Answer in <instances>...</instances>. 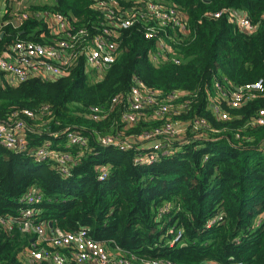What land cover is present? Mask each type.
Instances as JSON below:
<instances>
[{
	"label": "trees",
	"instance_id": "16d2710c",
	"mask_svg": "<svg viewBox=\"0 0 264 264\" xmlns=\"http://www.w3.org/2000/svg\"><path fill=\"white\" fill-rule=\"evenodd\" d=\"M117 1L133 5V0ZM155 1L175 6L186 18L187 33L177 31L171 43L178 62L156 64L151 58L156 41L145 38V24L136 22L118 29L117 56L107 68L86 70L79 59L65 76L22 82H11L0 71V122L18 119L26 125L23 149L0 142V216L19 215L20 200L35 189L41 195L38 221L62 231L84 228L96 241L138 258L200 264L233 257L264 264V125L254 123L264 109V0ZM93 2L30 4L19 27L2 26L0 56L16 40L47 43L55 37L35 15L42 10L97 33L104 18ZM220 10L219 17L210 15ZM229 10L245 13L256 30H241L229 20ZM259 79L263 89L237 107L214 89L218 81L229 94ZM139 82L157 92L156 102L134 111L136 123L127 124L122 117L132 112L129 93ZM173 91L181 95L171 100ZM212 103L228 117H219ZM164 104L171 108L156 114ZM198 117L205 126H193ZM166 123L183 131L143 138ZM66 128L82 133L86 143L69 144ZM98 135H119L131 147L102 146ZM45 143L69 153L68 175L60 174L52 159L35 158V149ZM154 143L166 144L169 152L151 163H136L135 156ZM105 164L109 172L99 180L98 167ZM177 232L180 240L171 244ZM29 240L16 228L0 229V264H24L21 255Z\"/></svg>",
	"mask_w": 264,
	"mask_h": 264
},
{
	"label": "built area",
	"instance_id": "2783aa9c",
	"mask_svg": "<svg viewBox=\"0 0 264 264\" xmlns=\"http://www.w3.org/2000/svg\"><path fill=\"white\" fill-rule=\"evenodd\" d=\"M5 14L10 23L19 27L28 17L29 4L23 0H8ZM92 7L103 14V21L97 27V33L90 34L87 29L76 28L73 21L59 13L47 10L38 11L35 15L45 20L51 33L55 36L47 43L30 40H16L9 51L0 56V71L11 82H22L31 77L53 79L65 76L69 70L82 59L87 69L99 70L113 63L117 56L119 28H127L136 22L145 24L144 37L156 41V49L151 58L156 64L167 61L178 62L172 53V41L176 32L187 33L184 14L173 5H167L155 0H133V5L125 7L117 0H94ZM224 11H216L210 15L219 17ZM229 20L241 30L252 33L257 26L249 17L240 11L229 10ZM1 26V28H2ZM2 35L0 29V36ZM214 89L225 99L231 107L239 106L244 99L253 97V91L263 89L261 79L254 83L234 87L229 94L222 90L221 84L214 83ZM157 92L146 87L143 83L132 86L129 93V107L132 112L124 113L122 119L127 124H135L137 115L134 111L145 105L156 102ZM181 95L180 91H173L168 98L173 100ZM228 97H227V96ZM117 98H113L115 102ZM171 108L170 104L161 105L156 114H163ZM211 108L222 119L228 114L219 104L212 103ZM93 109V108H92ZM96 110V109H93ZM26 113L30 114V112ZM98 116L93 114V118ZM256 124L264 125V109L258 111ZM204 118L198 117L193 126H205ZM24 121L0 122V142L7 148L21 150L25 147ZM183 131V128L166 123L151 133L143 135L144 139H153L155 136H173ZM66 138L69 144L84 145L86 136L78 131L66 128ZM97 140L102 146H115L119 149H128L131 144L119 135H98ZM166 144L154 143L146 151L135 156L139 164L151 163L162 154H167ZM33 155L37 160L52 159L56 169L62 175L69 174L71 156L66 151H57L50 148L49 143L35 149ZM99 180H104L109 172L108 165L98 167ZM24 207L17 216H0V229L8 231L16 228L30 237L24 247L21 258L24 264H34L36 261H46L49 264H177L166 259L138 258L132 252L121 250L118 247L109 248L106 243L96 241L88 236L84 228L77 231H62L51 229L47 222L38 221L36 204L41 201V195L35 189L24 194L20 200ZM167 208L166 206L160 210ZM221 218L220 215L211 218L207 226ZM173 230L170 229L169 233ZM181 233L174 234L171 244L180 240ZM184 245L185 243L182 242ZM24 258V259H23ZM200 264H244L240 260L229 257L225 261L208 260Z\"/></svg>",
	"mask_w": 264,
	"mask_h": 264
},
{
	"label": "crops",
	"instance_id": "0c3cea01",
	"mask_svg": "<svg viewBox=\"0 0 264 264\" xmlns=\"http://www.w3.org/2000/svg\"><path fill=\"white\" fill-rule=\"evenodd\" d=\"M23 1L27 2L28 4H49L52 3L53 0H23ZM7 4L8 3L6 0H0V29L4 20Z\"/></svg>",
	"mask_w": 264,
	"mask_h": 264
},
{
	"label": "water",
	"instance_id": "95a60500",
	"mask_svg": "<svg viewBox=\"0 0 264 264\" xmlns=\"http://www.w3.org/2000/svg\"><path fill=\"white\" fill-rule=\"evenodd\" d=\"M105 67L107 68V67H109L107 64L105 65ZM48 226L51 228L52 227V222H48Z\"/></svg>",
	"mask_w": 264,
	"mask_h": 264
},
{
	"label": "rangeland",
	"instance_id": "374dc122",
	"mask_svg": "<svg viewBox=\"0 0 264 264\" xmlns=\"http://www.w3.org/2000/svg\"><path fill=\"white\" fill-rule=\"evenodd\" d=\"M30 5V4H29Z\"/></svg>",
	"mask_w": 264,
	"mask_h": 264
}]
</instances>
